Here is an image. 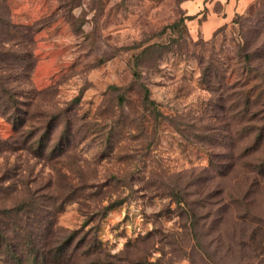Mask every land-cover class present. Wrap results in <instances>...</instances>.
<instances>
[{
    "label": "rangeland",
    "instance_id": "rangeland-1",
    "mask_svg": "<svg viewBox=\"0 0 264 264\" xmlns=\"http://www.w3.org/2000/svg\"><path fill=\"white\" fill-rule=\"evenodd\" d=\"M0 264H264V0H0Z\"/></svg>",
    "mask_w": 264,
    "mask_h": 264
},
{
    "label": "trees",
    "instance_id": "trees-1",
    "mask_svg": "<svg viewBox=\"0 0 264 264\" xmlns=\"http://www.w3.org/2000/svg\"><path fill=\"white\" fill-rule=\"evenodd\" d=\"M142 87H143V100H144V102L149 103V104H153L155 101L150 97L149 87L145 83H142ZM23 121H24V118L21 115L15 113V115H13V117H12L13 129L17 130Z\"/></svg>",
    "mask_w": 264,
    "mask_h": 264
},
{
    "label": "crops",
    "instance_id": "crops-1",
    "mask_svg": "<svg viewBox=\"0 0 264 264\" xmlns=\"http://www.w3.org/2000/svg\"><path fill=\"white\" fill-rule=\"evenodd\" d=\"M226 11L228 12V9H226Z\"/></svg>",
    "mask_w": 264,
    "mask_h": 264
}]
</instances>
